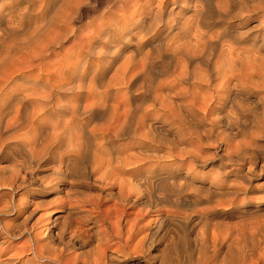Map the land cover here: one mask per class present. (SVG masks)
I'll list each match as a JSON object with an SVG mask.
<instances>
[{"label":"bare ground","instance_id":"obj_1","mask_svg":"<svg viewBox=\"0 0 264 264\" xmlns=\"http://www.w3.org/2000/svg\"><path fill=\"white\" fill-rule=\"evenodd\" d=\"M47 1L0 0V244L28 238L12 254L0 249V264H113L132 240L136 253L154 246L153 231L136 216L123 238L118 216V227L105 231L104 246L89 256L91 223L99 219L71 196L95 173L105 195L115 190L108 183H118L114 192L128 207L146 199L167 207L203 199L218 205L222 196L232 205L233 195L249 188L252 166L243 173L244 164L264 152V32L244 37L230 20L246 23L261 12L258 26L264 29V4H239L235 12L228 0H186L189 17L169 19L171 13L164 17L160 8L148 24L143 18L133 22L138 31L130 37L123 26L107 25L116 33L101 44L106 55L112 53L100 65L104 52H98V67L88 71L86 63L64 65L47 46V35L64 22L61 11L55 12L57 22L46 19ZM100 23L98 37L107 30ZM127 46L131 53L120 57ZM214 158L204 198L185 195L196 185L194 166ZM62 190L65 199L54 205L55 199L41 198ZM55 206L64 209L62 219L50 214L49 222L31 221L39 209L53 212ZM163 212L155 226L171 214Z\"/></svg>","mask_w":264,"mask_h":264},{"label":"rangeland","instance_id":"obj_2","mask_svg":"<svg viewBox=\"0 0 264 264\" xmlns=\"http://www.w3.org/2000/svg\"><path fill=\"white\" fill-rule=\"evenodd\" d=\"M211 1L214 3V1L216 2L218 0H210V2ZM47 2H48V7H46L47 9H45V13H44L45 17H47L46 19H48V16L49 17L52 16V18H54V20L56 19L55 21L57 22V16L61 15V17L64 18V22H59V24L58 23L56 24V22L54 23L56 24L54 29L55 28L58 29L59 27L60 28L55 31L57 32V34L54 32L55 36H53L54 35L53 32H52L53 34L49 33V35H47L49 37V43L47 44V46L50 47V50H53L55 53H58L60 56H63L62 60L64 59L63 60L64 65L71 66L73 63H75L77 65L80 64L79 66H82L84 63H86L87 65L86 68L88 71L90 69L92 70V68L98 67L97 56L99 53H103L104 50H106L102 46L103 42H105L108 38H110V36L113 33L114 34L116 33L111 30L109 31L106 28L107 25L109 27L111 26L110 28L116 26H117L116 28H118L119 26H123L125 28L124 35L130 37V34L136 35V32L138 31L137 28L134 31L131 29L134 27L133 22H136L139 19L143 18L144 20H146L145 23L148 24V22H150L151 20L150 19L151 12L159 10L160 8L162 9L163 15L165 13L164 17L167 15V13L168 14L171 13V15H169V19L178 18V17L182 18L185 16L189 17L190 14V10L188 11L183 10V8H186L184 6L186 5V0H131V1L130 0L127 1L126 0H72V1L49 0ZM227 2L229 3L232 2L230 4H233L236 7L235 12H237V7L239 6V4L240 7H246L254 4H264V0H228ZM60 5L62 6V8ZM58 11H61V14L59 12L58 15L57 14ZM181 13L183 14L185 13V14L182 15ZM262 15L263 14L260 12L256 14V16L253 19H251L246 23L245 22L241 23L239 22V20H237L238 17H233L230 20L232 21L231 26L233 27L237 23L236 26L238 30L243 33L246 32V35L244 37H249V36L251 37L258 33L264 32L263 31L264 29H261V27L258 26V24H260L261 17H263ZM104 18L105 20L110 22L107 21L105 22ZM67 21H69V23ZM99 23L101 24V27L102 25L105 24V26H103L102 28L107 29L103 33V35L101 34L100 37L96 35L97 32L96 30L97 28L100 27L98 26ZM131 30L132 32L128 33ZM51 37L53 38L58 37V38H55L54 40ZM52 39L55 41V43L51 42ZM108 44L113 45L115 43L109 41ZM107 53L108 54L106 55L104 52L103 57L101 56L102 57L101 60L103 61L98 59L100 65L102 62L105 61L107 62L109 60L108 56H110L112 52L111 53L107 52ZM120 53H121L120 57L122 53L123 56H125V54L128 55V53H131V48L128 46L121 47ZM84 60L85 62H83ZM76 61L78 62L76 63ZM110 73L111 70L107 71V75H109ZM127 141L124 140L123 142H127ZM261 144L264 145V142H262ZM262 155L264 156V152ZM262 155H258L257 158L259 159H256L257 162L256 160L252 159L254 161V162L252 161L253 163L251 162L244 164L243 173L244 171H246V168L248 167L251 168L252 166L249 173L250 176L249 181L246 182V184L249 185L250 189L248 188L246 191H240L237 194L233 195L232 198L234 199L233 200L234 203L232 205L227 202V199L229 197L222 196V198L219 197V199H221L222 201L218 199V201L222 203H218V205L215 202L212 201L208 202L205 199H203L201 203L199 202L196 205L192 204L187 206L176 203V204H171L169 207H167V206L154 205L153 201L146 199L145 204L141 202L140 204L128 207V205L122 203V201H119L120 198L117 197L118 195L116 194V192H114L118 188L117 182L108 183L109 186L110 184L113 185L112 188H115V190L109 189L111 191L110 194L105 195L103 189L106 186H104L103 180L101 181L100 177H98L100 176V174L95 173L93 175H89V177L84 180L86 183L84 184L85 186L79 189L80 192H77L75 196L73 195L74 197L71 196L72 200L73 199L80 200L79 205H82L81 209L83 210L86 209V211L90 212L92 215H97L96 219H99L96 223H91V225L93 226L90 229L91 233L89 232L91 234V237L89 242L85 246V250L88 251L89 256L92 258L99 253V251L102 249L101 247L104 246L105 243V241L103 240L104 232L108 230V232L110 233L111 231H113V229H116V227H118L117 225L118 216H121V221L119 222V225L120 228L123 230L122 232L123 238H125L127 234V229H126L127 225L130 226L129 224L132 223L133 220L135 221L136 220L135 218L137 217L139 223L141 222L142 224H144L145 228L147 227V225L148 227L150 226L145 230L146 231L152 230L154 234L153 239L156 238L155 240L157 242H155L154 246L150 247V249L145 253H141V252L136 253L135 251L131 250L133 249L132 248L133 246L131 247V245L134 244L133 242L135 241L132 240L130 241V246L126 249L127 254H119V256L117 257L118 261H115L116 263L113 262V264H169V262L170 263L175 262V264H212L215 261V259L218 258V256H219V260L218 259L216 260L217 262L219 261L218 264H227L228 261L230 264H235L241 261L242 256H244L243 264H264V157L262 159ZM213 160L214 162L207 166H202V165L194 166L195 172H197L196 182H195L196 185L195 186L193 185L194 187L192 186V188H188L184 192L185 195L187 194L190 195V197H192L196 194L198 197L204 198V196L207 193L205 188L207 187L206 183H208L209 178L213 176V175L211 176L210 174H214V171L216 170L215 168L217 167L216 159L214 158ZM212 168L215 170H212ZM206 174L209 175L207 176ZM200 184H203L201 186V187L204 186L203 190L200 187ZM101 185H103L104 187ZM196 188L198 189V191L196 190ZM65 197L66 196L63 194V190H62L61 192L56 193L53 196H47L41 198L43 199V201H47V199L48 201L50 200L53 201V199H55L52 202V204L54 205L58 203L56 201L57 199L61 201L64 200ZM81 200H84L86 202H89L90 200L89 202L90 204L87 203L81 204ZM45 207L39 209L38 210L39 212L37 211L34 214L31 221L33 220L35 221L39 217H41L39 218L41 220L38 219L41 224L44 221L50 220V219L47 220V217L51 216L50 214L53 215L51 219H53L54 217H57V220L62 219L61 214L64 213L63 212L64 209L62 207L60 206H55L54 208L52 207L53 212L50 211L51 210L50 208L46 209ZM157 210L159 213H156ZM161 211L162 212L164 211L163 213H168L170 211L171 214L167 219L159 220L160 222L157 223V225L155 226V218L158 217ZM45 214L46 217L44 216ZM42 217L46 219L44 220ZM8 218H10V216H8ZM101 219L103 220V222ZM125 219L128 220L130 219L131 221L128 220L126 221ZM128 222L130 223L128 224ZM113 225H116V227ZM154 226L156 227V229ZM82 228L87 229L88 226L83 225ZM41 229L42 227L36 229V231L38 230L40 231ZM199 235L202 237L199 238L200 237ZM20 237L14 238L10 243L7 242L4 244H0V249H4V247L7 249L9 248L10 249V250L8 249L9 254L14 253L16 249H18L20 246H23L28 239L27 236H23V237L20 236ZM113 240L111 239L108 242V244H110L111 247L114 248L115 240L114 241ZM215 243L216 245H213ZM218 243L220 244L218 245ZM212 245L214 249L212 248ZM216 247L218 248L216 249ZM245 248H246V254H245ZM209 249L210 251H208ZM219 252L221 255L219 254ZM207 256L210 257L207 258ZM223 256L225 258H223ZM245 256H246V260H245ZM163 257L167 260L165 261ZM220 257H222L221 260ZM171 259L173 260L172 262L170 261ZM160 261L162 262L160 263ZM216 261L215 264L217 263ZM220 261L222 263H220ZM44 263H45L44 260L43 261L36 260V262L33 264H44Z\"/></svg>","mask_w":264,"mask_h":264}]
</instances>
